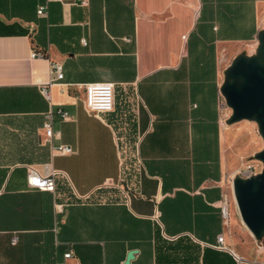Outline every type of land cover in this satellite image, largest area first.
Listing matches in <instances>:
<instances>
[{"label": "crops", "instance_id": "1", "mask_svg": "<svg viewBox=\"0 0 264 264\" xmlns=\"http://www.w3.org/2000/svg\"><path fill=\"white\" fill-rule=\"evenodd\" d=\"M263 27L264 0H0V264H264L230 198L239 131L219 94ZM90 82L112 84L111 111H84ZM49 106L67 117L46 141ZM44 165L54 192L26 185ZM108 185L119 200H84Z\"/></svg>", "mask_w": 264, "mask_h": 264}, {"label": "water", "instance_id": "2", "mask_svg": "<svg viewBox=\"0 0 264 264\" xmlns=\"http://www.w3.org/2000/svg\"><path fill=\"white\" fill-rule=\"evenodd\" d=\"M219 94L230 113L226 124L241 120L255 124L261 149L253 154L260 170L248 177L231 178V194L239 219L255 240L264 238V27L256 36L250 54H236L223 70ZM134 250L125 254L122 264H129Z\"/></svg>", "mask_w": 264, "mask_h": 264}, {"label": "built area", "instance_id": "3", "mask_svg": "<svg viewBox=\"0 0 264 264\" xmlns=\"http://www.w3.org/2000/svg\"><path fill=\"white\" fill-rule=\"evenodd\" d=\"M35 13L37 15L43 14V7L39 6L36 8ZM83 42V41H82ZM34 57H43V53L37 50L31 49L29 51V58ZM49 73L51 74L50 81L54 82L58 81L62 78V65L59 61H50L49 62ZM48 82V83H49ZM42 85L39 88L40 93L45 97L48 98V90L46 85ZM83 109L86 113H103L109 112L112 110L113 107V88L112 84L108 82H90L85 83L83 85ZM53 115H57L60 118L64 119L67 117L66 111H64L60 107H52L49 106L47 110L43 113V119L41 122V127L43 130V135L46 141H49L51 138L57 136L58 132L53 131L51 127L52 117ZM61 153H69L71 152V148L67 145H59L56 148ZM258 172V171H257ZM254 170V166L251 163H241L240 166L236 169L235 175L241 177H248L257 173ZM57 171L48 167V165H44L42 171H37L32 167H27L25 172V182L27 187L54 192L55 190V179L57 175ZM219 216L223 223L226 222L228 217V209L226 199H221L218 205ZM155 216V215H154ZM156 218V216H155ZM17 240V236L14 232L11 233L9 238V244L14 245ZM257 241V248L264 249V238H261ZM216 249H225V243L223 240V236L221 234L216 236L215 243L212 245ZM63 258L70 257V251H66L62 254Z\"/></svg>", "mask_w": 264, "mask_h": 264}, {"label": "rangeland", "instance_id": "4", "mask_svg": "<svg viewBox=\"0 0 264 264\" xmlns=\"http://www.w3.org/2000/svg\"><path fill=\"white\" fill-rule=\"evenodd\" d=\"M227 112L230 113L228 108H227ZM232 125L237 127L239 131L238 133L233 134L232 152L236 155V158H237V163H236V167L234 170L236 171V169L240 166L241 163H251L254 166V170H256V172L259 171L261 164L259 161L253 158V154L256 151L261 149L262 142L256 132L255 124L251 121L241 120V121L232 123ZM123 150L124 152H121V157L123 159V163L124 162L127 163L128 159L132 157L130 156V151L127 152L125 148ZM254 150L256 151L253 152ZM233 176H235L234 173H233ZM60 185L63 190L67 191L68 188L65 182H62ZM65 193L67 194V192ZM119 197H120V194L118 190L115 187L108 185V186H104L102 188L95 190L92 194H90L84 200L87 202H91V203H106V202H111V201H117L119 200ZM230 198L233 201L232 194ZM234 208H235L238 220L240 224H242L239 219L235 204H234Z\"/></svg>", "mask_w": 264, "mask_h": 264}]
</instances>
